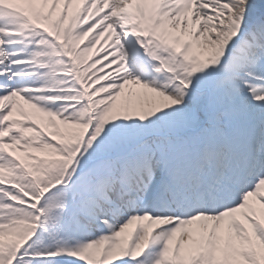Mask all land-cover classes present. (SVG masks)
I'll return each mask as SVG.
<instances>
[{
	"label": "snow or ice",
	"instance_id": "1",
	"mask_svg": "<svg viewBox=\"0 0 264 264\" xmlns=\"http://www.w3.org/2000/svg\"><path fill=\"white\" fill-rule=\"evenodd\" d=\"M0 264H264V0H0Z\"/></svg>",
	"mask_w": 264,
	"mask_h": 264
}]
</instances>
